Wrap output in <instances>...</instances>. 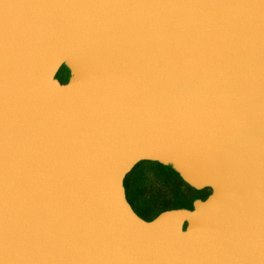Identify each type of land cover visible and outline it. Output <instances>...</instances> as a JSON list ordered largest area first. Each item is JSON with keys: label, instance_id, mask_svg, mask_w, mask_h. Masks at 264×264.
<instances>
[{"label": "water", "instance_id": "water-1", "mask_svg": "<svg viewBox=\"0 0 264 264\" xmlns=\"http://www.w3.org/2000/svg\"><path fill=\"white\" fill-rule=\"evenodd\" d=\"M0 264H264V0H0Z\"/></svg>", "mask_w": 264, "mask_h": 264}, {"label": "trees", "instance_id": "trees-1", "mask_svg": "<svg viewBox=\"0 0 264 264\" xmlns=\"http://www.w3.org/2000/svg\"><path fill=\"white\" fill-rule=\"evenodd\" d=\"M61 82L66 81L68 77V70L66 67L61 66L59 71L57 72L56 75ZM140 164H146L147 165V170L143 171L144 174H148L147 177L145 178V181H153L157 182L158 184L165 185L166 187H169V191L178 192L182 193L185 195V202L182 204H177V203H172L170 201H166L164 204H156L155 199L150 197L149 199L144 197V189L140 187V182L141 181H136L133 180L131 183L126 181V186H127V192H128V197L132 202V197L135 199H138L140 204L143 205V210L137 211L139 215L142 217H145V219H150L153 216H155L159 211L166 209V208H171V207H187L190 208L192 205V201L195 198H204L210 190L208 188H203V189H194L187 185L180 177L179 175L173 171L170 166L168 165H162L158 162L154 161H142L138 163L137 165ZM181 187H185L187 190H183ZM184 191V192H183ZM166 193V195H169L170 193ZM196 192L195 197L193 196V193ZM172 194V193H171ZM134 205V204H133Z\"/></svg>", "mask_w": 264, "mask_h": 264}, {"label": "rangeland", "instance_id": "rangeland-1", "mask_svg": "<svg viewBox=\"0 0 264 264\" xmlns=\"http://www.w3.org/2000/svg\"><path fill=\"white\" fill-rule=\"evenodd\" d=\"M147 170L146 164H140L136 165L126 176V181L131 183L133 180L141 181L140 187L144 189V197L149 199L150 197L154 198L156 204H164L166 201H170L172 203L182 204L185 202V195L178 192H173L169 190V187H166L165 185H160L157 182L151 181H145V178L148 174L143 175V171ZM183 190H187L185 187H181ZM170 193L169 195H166V193ZM184 192V191H183ZM172 193V194H171ZM196 192L193 193V196L195 197ZM132 204L135 207L137 211L143 210V205L140 204L138 199H135L132 197Z\"/></svg>", "mask_w": 264, "mask_h": 264}, {"label": "flooded vegetation", "instance_id": "flooded-vegetation-1", "mask_svg": "<svg viewBox=\"0 0 264 264\" xmlns=\"http://www.w3.org/2000/svg\"><path fill=\"white\" fill-rule=\"evenodd\" d=\"M124 185H125V190H126V197L128 199V201L130 202L131 206L133 207V209L136 211L135 207L133 206V204L131 203L129 197H128V192H127V186H126V181L124 182ZM137 212V211H136ZM138 213V212H137ZM139 214V213H138ZM141 216V215H140ZM145 218V217H143Z\"/></svg>", "mask_w": 264, "mask_h": 264}]
</instances>
